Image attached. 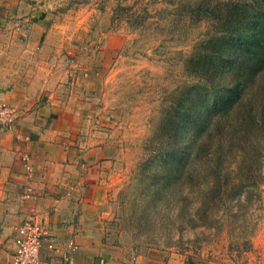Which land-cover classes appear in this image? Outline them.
Instances as JSON below:
<instances>
[{
    "label": "rangeland",
    "instance_id": "374dc122",
    "mask_svg": "<svg viewBox=\"0 0 264 264\" xmlns=\"http://www.w3.org/2000/svg\"><path fill=\"white\" fill-rule=\"evenodd\" d=\"M262 1L0 0V24L51 34L72 131L104 162L108 250L264 264Z\"/></svg>",
    "mask_w": 264,
    "mask_h": 264
},
{
    "label": "crops",
    "instance_id": "0c3cea01",
    "mask_svg": "<svg viewBox=\"0 0 264 264\" xmlns=\"http://www.w3.org/2000/svg\"><path fill=\"white\" fill-rule=\"evenodd\" d=\"M50 35L41 23L0 24V102L18 109L15 123L0 127V264H9L18 226L29 216L46 229L48 264H177L148 254L124 258L106 248L104 162L94 138L86 144L72 131L77 117L71 104L61 103L63 83L45 53ZM64 253L73 255L72 263L63 262Z\"/></svg>",
    "mask_w": 264,
    "mask_h": 264
},
{
    "label": "built area",
    "instance_id": "2783aa9c",
    "mask_svg": "<svg viewBox=\"0 0 264 264\" xmlns=\"http://www.w3.org/2000/svg\"><path fill=\"white\" fill-rule=\"evenodd\" d=\"M17 111L15 105L0 102V127L13 125L18 117ZM24 159L27 169H30L29 155H25ZM26 194H31L30 186L27 187ZM45 236L46 229L40 218L34 216L24 218L15 235L16 245L9 264H48L42 254ZM47 245L51 249L61 250L53 241H49ZM71 245L73 247L74 243L71 242ZM62 256L66 263H72L74 260L72 254L64 253Z\"/></svg>",
    "mask_w": 264,
    "mask_h": 264
},
{
    "label": "trees",
    "instance_id": "16d2710c",
    "mask_svg": "<svg viewBox=\"0 0 264 264\" xmlns=\"http://www.w3.org/2000/svg\"><path fill=\"white\" fill-rule=\"evenodd\" d=\"M260 1L263 3L262 0H260ZM258 11L262 12V14L257 13V14H260L262 16V18H260L261 21H259V20L254 21V26H255L254 27L255 28V32L253 33L254 37H255L254 41L257 44H259V49H256L255 53L257 52L258 54L263 55V58H264V24L262 23V21L264 20V6H262V8H260ZM230 23H231V21H230ZM239 39L242 40V42H245V38L242 37V38H239ZM238 62H239V64H245L247 66V64L244 62V60H239ZM240 102H242L241 99L240 100L239 99L233 100V102H232L233 104L232 105H234V104L235 105H239ZM251 109L252 108H249L247 110L242 111V113L240 114L241 117H239L241 121H244L246 118H250V117L254 118V117L257 116L255 113L252 112Z\"/></svg>",
    "mask_w": 264,
    "mask_h": 264
}]
</instances>
